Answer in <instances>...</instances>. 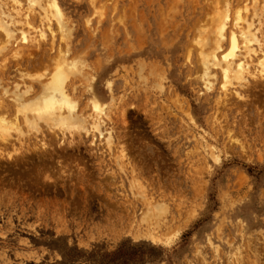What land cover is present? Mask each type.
<instances>
[{"label":"rangeland","instance_id":"obj_1","mask_svg":"<svg viewBox=\"0 0 264 264\" xmlns=\"http://www.w3.org/2000/svg\"><path fill=\"white\" fill-rule=\"evenodd\" d=\"M56 1L63 35L52 21L55 39L29 45L20 38L46 28L43 10L27 22L26 0L0 3L14 32L6 44L0 28V110L14 127L0 141V264H103L122 245L143 254L137 264H264V78L250 76L264 0ZM237 8L234 65L224 56ZM245 27L259 40L248 49ZM239 59L250 83L223 100L224 67L233 75ZM73 61L71 117L84 123L63 136L66 112L26 107Z\"/></svg>","mask_w":264,"mask_h":264},{"label":"bare ground","instance_id":"obj_2","mask_svg":"<svg viewBox=\"0 0 264 264\" xmlns=\"http://www.w3.org/2000/svg\"><path fill=\"white\" fill-rule=\"evenodd\" d=\"M3 1V0H2ZM2 1L0 2V3H2ZM13 1H15V0H13ZM27 2H28V4L26 3V5H28V8L27 9H25V18L27 19V22L29 21V16H31V14L33 13V9L35 8V7H38V8H41V10H43V12H44V15H43V19H45V21H46V24H47V26H46V28H44V29H42V27H41V29H40V31L38 32L37 30H35L36 32H38V33H36L37 34V38H38V40H37V38H31L32 36H29V34H27L29 31H27L26 33H25V30H24V32L22 33V36H21V42L24 44V45H29V44H31V43H33L34 41L35 42H37V41H45L46 40V38L48 37V35H52L51 37H52V39L54 40L55 39V36H56V32L57 31H54L53 30V28H52V26H51V23H52V21H55L56 22V26H57V30H58V32H61L62 31V35H63V33H64V31H65V28H67V27H65V23L63 22V14H62V12L60 11V9H59V6H58V4H57V1L56 0H45V2H46V6H43V1L42 0H26ZM250 1V0H249ZM254 2H255V0H254ZM19 4H20V2H18ZM43 3V4H42ZM3 4V3H2ZM16 5L15 6H17V3H15ZM243 5H245V4H243ZM2 5H0V7H1ZM20 6V5H19ZM246 6V5H245ZM21 7V6H20ZM27 7V6H26ZM244 8V7H243ZM246 8H247V6H246ZM13 9H15V7L13 8ZM18 9V8H17ZM21 9V8H20ZM237 9H239V8H237ZM2 10V9H1ZM16 10V9H15ZM23 10V9H22ZM241 10H243L242 8H241ZM241 10L239 9L238 10V12H237V16H236V18H234L235 19V25H233L234 27V29H232L231 30V32L229 31L230 29H231V27H230V29L228 30L230 33H229V40H230V42H229V47H227L226 49H227V53H226V55L224 56V59H230L229 61L231 62V60L232 59H236V52L240 49V42H242V41H240V39L238 38V27H240L241 25V23L244 21V17L243 18H241ZM3 11V10H2ZM2 11H0V12H2ZM18 11H19V9H18ZM246 11V10H245ZM7 12V11H6ZM14 12V11H13ZM9 13V12H8ZM7 13V14H8ZM19 13H20V11H19ZM18 13V14H19ZM224 13H226V12H224ZM2 14H4V12H2L1 13V15ZM17 14V16H20L21 14H22V12H21V14L20 15H18ZM23 14V15H24ZM34 14H35V11H34ZM236 14V13H235ZM0 15V16H1ZM5 15V14H4ZM10 17H11V19L13 18L10 14H8ZM226 15H227V13H226ZM243 16V15H242ZM6 17H8V16H6ZM16 17V16H15ZM32 17V16H31ZM63 17V18H62ZM221 17V16H220ZM1 18H4V17H0V19ZM227 19H228V17H226ZM247 17H245V19H246ZM7 20V18H4V20ZM222 19L224 20V16H222ZM3 20V19H2ZM3 20V21H4ZM15 21V20H14ZM221 22H223L222 20H220ZM225 21H226V19H225ZM224 21V22H225ZM232 21H233V18H232ZM6 22V21H5ZM10 22V21H9ZM8 22V23H9ZM19 21H16V23H18ZM26 22V21H25ZM42 22H43V20H42ZM228 22V21H227ZM226 22V23H227ZM234 22V21H233ZM233 22H232V24H233ZM244 22H246V21H244ZM7 23V22H6ZM12 23V22H11ZM10 24V23H9ZM25 24V23H24ZM28 24V26H30V24L29 23H27ZM54 24V23H53ZM219 24H220V22H219ZM240 25V26H239ZM249 25H251V24H248V26ZM10 26H13V23L12 24H10ZM14 26H16V25H14ZM67 26V25H66ZM226 26H228V25H226ZM251 26H253V25H251ZM251 26H249V28L251 27ZM24 27H26V26H24ZM31 27V26H30ZM244 27V26H243ZM0 28H1V30H2V32L5 34V43L6 44H9L10 42H11V40L12 39H14V32L13 31H10L9 30V26H7V24H3L1 21H0ZM14 28V27H13ZM32 28V27H31ZM220 29V30H218L219 31V38L217 39L216 38V40H218V42L217 43H219L220 41H223L225 38H226V34H228L226 31H225V29H226V27H225V23H223L222 24V26H220L219 27V25H218V27H217V29ZM242 28V27H241ZM240 28V29H241ZM29 29V28H28ZM28 29H26V30H28ZM33 29V28H32ZM31 29V30H32ZM38 29V28H37ZM239 29V30H240ZM244 29V28H243ZM245 29H246V27H245ZM258 29V28H257ZM34 30H33V32H34ZM69 30V29H68ZM67 30V31H68ZM247 30V29H246ZM245 30V31H246ZM218 31H216L217 33H218ZM241 31V30H240ZM244 30H242V32H243ZM247 31H249V30H247ZM13 32V33H12ZM22 32V31H21ZM57 32V33H58ZM69 33V32H68ZM249 33H250V37L247 39L246 37H245V39L246 40H244L245 42V44H247V49H248V45L249 44H251V42H253L254 41V43L255 42H258L259 40H258V38L257 37H255V34H251V31H249ZM260 33V32H259ZM33 34V33H32ZM243 34V33H242ZM245 34V33H244ZM248 34V33H247ZM240 35V34H239ZM36 36V35H35ZM241 36H243V35H241ZM241 36H240V38H241ZM64 37H65V34H64ZM66 38V37H65ZM244 39V38H243ZM62 40H63V36H62ZM225 41V40H224ZM240 41V42H239ZM226 42H227V40H226ZM4 43V42H3ZM54 43V42H53ZM202 43V42H201ZM204 43V42H203ZM217 43H216V46H217ZM244 43H242V44H244ZM37 44V43H36ZM221 44V43H220ZM220 44H218V45H220ZM223 44V43H222ZM264 44V43H263ZM199 45H201L200 43H199ZM224 46V45H223ZM246 46V45H245ZM1 47V46H0ZM218 48H220L219 46H218ZM244 48V47H243ZM250 48V47H249ZM262 52H260L261 53V56L258 58V69H257V71L255 72V74L253 73H251V75L250 76H252L253 78H259V79H261V78H264V45L262 46ZM1 49V48H0ZM246 49V48H245ZM252 50V49H251ZM261 50V49H260ZM202 51V50H201ZM217 51V50H216ZM240 51V50H239ZM243 51V50H242ZM248 51V50H247ZM253 51V50H252ZM251 51V52H252ZM254 51H256L255 49H254ZM215 52V51H214ZM214 52H212L213 53V55H214ZM15 53H16V51H15ZM14 53V54H15ZM61 53V52H60ZM245 53H247V52H245ZM248 53H250V52H248ZM247 53V54H248ZM255 53V52H254ZM68 54V53H67ZM207 54V53H206ZM205 54V55H206ZM202 55V54H201ZM223 55V54H222ZM239 55V54H238ZM64 56V55H63ZM215 56V55H214ZM214 56H211V57H214ZM66 57V56H65ZM202 57H204V56H202ZM207 57V56H206ZM205 57V58H206ZM60 58V57H59ZM62 58V57H61ZM205 58H204V60H205ZM221 59V58H220ZM219 59V60H220ZM224 59H222L221 61H223ZM59 60H61V59H59ZM68 60V59H67ZM204 60H202L203 61V63H205L204 62ZM207 60V59H206ZM240 60V59H239ZM64 61V60H63ZM62 61V62H63ZM210 61V60H209ZM245 61V60H244ZM226 62H228V61H225V63ZM209 63V62H208ZM219 63L220 64H222L223 62H220L219 61ZM231 63H233V61L231 62ZM247 63V62H246ZM245 62H243V61H239V62H237V68H236V66L235 67H233V68H236V71L234 72V73H232L233 75H230L229 74V66L231 67L232 65L230 64V65H227V66H225L224 64V66L227 68V69H225V67H224V73H225V75H224V82L225 83H222V85L224 84L225 85V89H224V95H223V97L222 98H224L223 100H226L227 99V97L229 96L228 95V92H230V88L232 87V92H234V94L238 97V98H244V97H242V95H243V93H242V91H244L243 89L245 88V87H247V85L250 83L249 82V73H248V71H249V69L247 68V64H246ZM218 65V63H217V66H221V65ZM227 64V63H226ZM228 64H229V62H228ZM234 64V63H233ZM201 65H204L205 66V64H201ZM222 65V66H223ZM235 65V64H234ZM57 67V66H56ZM59 68V67H58ZM58 68H57V71H58ZM221 68V67H220ZM221 69H223V68H221ZM231 69V71L233 72V70ZM61 71L59 72L58 71V73L53 77V83L51 84V86L49 87V88H47L46 90H45V88L43 87L42 89H44V90H42L41 92V94H40V92L39 93H32V91L31 90H27L26 92H24V95L26 94V95H28V94H31V99H30V101H32V104H29L30 106H27L26 108H28V110H32V111H34V112H36L38 115L37 116H42L43 117V115L45 116V115H47V114H49L50 116L52 115V113L56 110V108H59L58 110H60V112H61V116H63L64 114H65V112H66V114H67V116H64L65 118H59V117H57V118H59V119H62V120H58L57 118H56V120H58L57 122H59L57 125L58 126H60L59 128H60V130H62V134H63V136H65V132L64 131H67V132H71V130L72 129H74V128H76V125L74 126L73 124H74V122L76 123V120H78L77 122H83L84 120H82L81 119V116H75V117H71V116H73V112L77 109V102L75 101V98H74V96H72V93H71V91H70V89H69V84H70V77L72 76V77H75V75H77V74H80L81 73V70H80V67L78 66V63H75V61H73V62H64V68H62V69H60ZM248 70V71H247ZM248 73V74H247ZM74 75V76H73ZM51 77V76H50ZM79 77V76H78ZM49 80H51V78L49 79ZM52 81V80H51ZM51 81H49V83H51ZM48 82V81H47ZM45 84V83H44ZM43 86V85H42ZM209 87V86H208ZM248 88V87H247ZM33 89V88H32ZM210 89V88H209ZM21 92V91H20ZM233 94V95H234ZM231 95V94H230ZM15 96V95H14ZM16 96H17V94H16ZM21 97V96H20ZM24 97V96H23ZM22 97V100L24 99ZM231 97V96H230ZM36 99V100H35ZM19 100V99H18ZM230 100V99H229ZM15 101H16V99H15ZM26 101V100H25ZM27 101H29V99L27 100ZM27 101H26V104H27ZM36 101V102H35ZM228 101V100H227ZM18 102H20V100L18 101ZM1 103V102H0ZM21 103V102H20ZM24 103V102H23ZM31 103V102H30ZM99 104V103H98ZM97 103H95V106H96V108L98 109V111H101V112H103L105 109H103L100 105H98ZM1 105V104H0ZM15 105H17V104H15ZM19 105V104H18ZM3 106V105H2ZM22 106H25V105H20V108L22 107ZM18 107V106H17ZM4 108V107H3ZM1 109V108H0ZM17 110V113L16 114H19V113H21V112H23V111H27V109H16ZM2 110H0V141H2L3 143L4 142H6V141H8L9 140V137H11L10 136V130L12 131L13 129L12 128H14L13 126H11V125H13L12 123H11V121H9L10 123V125H8L7 123H6V121H5V112L3 113V112H1ZM4 111V110H3ZM57 111V110H56ZM62 111H64V114H62ZM60 112H58V113H60ZM28 113H30V112H28ZM57 113V114H58ZM103 113H105V112H103ZM108 112H106V116L108 115L107 114ZM56 113H54V115H55ZM27 115V114H26ZM26 115H24V116H26ZM54 115H52V116H54ZM76 115H77V113H76ZM79 115V114H78ZM104 116H105V114H103ZM28 116V115H27ZM26 116V117H27ZM60 116V115H59ZM105 116V117H106ZM29 117V116H28ZM33 117V116H32ZM34 117H35V115H34ZM33 117V118H34ZM31 120V122H32V118H31V116L29 117ZM37 118V117H36ZM41 118V117H40ZM35 119V118H34ZM76 119V120H75ZM81 119V120H80ZM17 120V119H16ZM25 120V119H24ZM27 120H29V119H27ZM26 121V120H25ZM36 121V119L33 121V123ZM37 122V121H36ZM56 122V123H57ZM72 122V123H71ZM16 123H17V121H16ZM16 123H15V125L14 126H16ZM84 123V122H83ZM83 123H81V124H83ZM31 124V123H30ZM18 125V124H17ZM78 125V124H77ZM79 125H80V123H79ZM84 125V124H83ZM83 125L81 126V128H83ZM31 126H34L33 124L31 125ZM99 126V125H98ZM97 126V127H98ZM94 127H96V126H94ZM96 127V128H97ZM18 130V129H17ZM97 130H98V128H97ZM14 131V130H13ZM12 131V132H13ZM100 132V131H99ZM106 139V138H105ZM107 139H108V141H106V142H108L107 144H111V142L112 141H110V136H107ZM231 139H235V138H230V140ZM111 140H113L112 138H111ZM237 140V139H236ZM232 141H234V140H232ZM238 141V140H237ZM239 143V142H238ZM237 143V144H238ZM234 144V143H233ZM240 144V143H239ZM1 145V144H0ZM4 145V144H3ZM111 145H113V144H111ZM6 147V146H5ZM109 147H110V145H109ZM241 147H242V145H241ZM244 148V147H243ZM125 154V153H124ZM123 154V152H122V155H120L119 157H122V158H124L125 157V155ZM118 157V158H119ZM116 158V157H115ZM120 160V159H119ZM123 160V159H122ZM159 205V204H158ZM164 205V204H163ZM153 206V205H152ZM157 206V205H156ZM165 206V205H164ZM160 207H163V206H160ZM159 207V208H160ZM165 208V207H164ZM163 209V208H162ZM161 210V209H160ZM164 210H166V208L164 209ZM159 213V215H160V212L158 211L156 214H158ZM165 214H166V212H164ZM161 214H162V212H161ZM161 216V215H160ZM159 218V217H158ZM157 220V219H156ZM158 221V220H157Z\"/></svg>","mask_w":264,"mask_h":264},{"label":"trees","instance_id":"obj_3","mask_svg":"<svg viewBox=\"0 0 264 264\" xmlns=\"http://www.w3.org/2000/svg\"><path fill=\"white\" fill-rule=\"evenodd\" d=\"M69 257H72L68 255ZM103 264H137L144 263L143 254L122 245L117 251L104 254Z\"/></svg>","mask_w":264,"mask_h":264}]
</instances>
